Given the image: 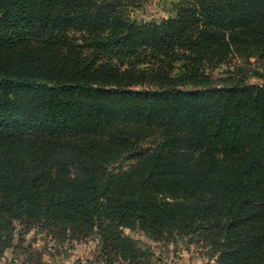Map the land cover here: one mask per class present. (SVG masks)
I'll return each instance as SVG.
<instances>
[{
  "label": "trees",
  "instance_id": "obj_1",
  "mask_svg": "<svg viewBox=\"0 0 264 264\" xmlns=\"http://www.w3.org/2000/svg\"><path fill=\"white\" fill-rule=\"evenodd\" d=\"M142 4L0 0V260L33 229L152 264L127 229L264 264V84L212 77L264 60V0Z\"/></svg>",
  "mask_w": 264,
  "mask_h": 264
},
{
  "label": "rangeland",
  "instance_id": "obj_2",
  "mask_svg": "<svg viewBox=\"0 0 264 264\" xmlns=\"http://www.w3.org/2000/svg\"><path fill=\"white\" fill-rule=\"evenodd\" d=\"M171 2L143 0L141 9L134 12L133 18L137 22L159 21L170 15ZM212 77L215 80L243 78L247 84L263 85L264 60L244 62L232 58ZM17 230L20 228L17 227ZM123 234L140 248L152 252V264H215L212 252L203 242H193L184 237H176L170 242H157L137 230L125 229ZM25 259H29L31 264H111L110 257L101 252L96 236L78 241H59L33 229L25 233L21 240L15 237L14 247L4 253L0 264H21Z\"/></svg>",
  "mask_w": 264,
  "mask_h": 264
}]
</instances>
